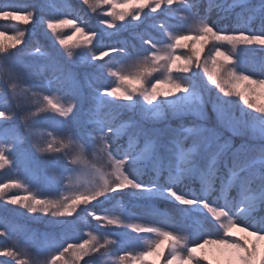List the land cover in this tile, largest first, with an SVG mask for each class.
<instances>
[{"label":"snow or ice","instance_id":"obj_1","mask_svg":"<svg viewBox=\"0 0 264 264\" xmlns=\"http://www.w3.org/2000/svg\"><path fill=\"white\" fill-rule=\"evenodd\" d=\"M0 20V209L47 225L0 214V264H264V56L243 55L264 53V0H26ZM123 32L139 47L105 43Z\"/></svg>","mask_w":264,"mask_h":264},{"label":"trees","instance_id":"obj_2","mask_svg":"<svg viewBox=\"0 0 264 264\" xmlns=\"http://www.w3.org/2000/svg\"><path fill=\"white\" fill-rule=\"evenodd\" d=\"M24 2H26V0H0V4H5V3L23 4ZM77 2H78V0H73V3H77ZM211 18L213 20L216 19V13L215 12L212 13ZM93 23H94V21H93ZM5 30H7L9 32L14 31L12 28H10V22H6L4 20H0V31H5ZM65 34L66 35H70L71 32L67 31ZM74 39H76V37H74ZM117 39H128V40L131 41V43L136 44L137 47H139V41L133 39L129 32H123V33H121V35L119 37H113L112 41L105 40V43H111V42H114ZM37 41H38L39 44H42L45 47H50V40H48V39L44 40V39L41 38V40H37ZM70 43H71V41H70ZM111 55H115V54H111ZM243 55L245 56V58L255 59V60L258 61L261 56H264V53L257 52V53H255L254 56L251 53H243ZM109 59H110V57H105L104 61H107ZM104 61H100V63H103ZM83 69H85L84 72L92 71L91 68H87V67L83 68ZM257 75H259L258 72H257ZM16 123L17 124H22V122L19 121V120L16 121ZM25 147H27V145H25ZM0 178H4L3 173H0ZM14 207H16V206L9 205L8 209H12ZM22 212H23V210H20V213H17V212H13V211H6L4 209H0V214L5 215L7 217H10V218H12V219H14L16 221H19V222L25 224L26 226L30 227L33 230H36V231H44V230H46L47 225H46V223L44 221H41V220H36V221L30 220L27 217L23 216L21 214ZM29 215H31V214H29ZM46 219L47 218H45V220ZM240 234L243 235L242 233H240ZM209 255H210V258H212V259L216 258L215 256H213L211 254V252H209Z\"/></svg>","mask_w":264,"mask_h":264},{"label":"rangeland","instance_id":"obj_3","mask_svg":"<svg viewBox=\"0 0 264 264\" xmlns=\"http://www.w3.org/2000/svg\"><path fill=\"white\" fill-rule=\"evenodd\" d=\"M27 28L31 29L32 25L31 24L27 25ZM41 38L44 40H46V39L50 40L48 37H46L44 35L42 29H37L34 36H27L26 35V41H29L30 43H33V44L37 43L38 42L37 40H41ZM94 43H95V41H94ZM50 45H51V41H50ZM18 47H23V45H20ZM83 68H86V67H83ZM83 68H80L79 71L84 72L85 69H83ZM209 114H211V108L210 107H209ZM234 142L236 144H239L240 143L239 138H236ZM3 175L5 176L6 174L3 173ZM133 235H135V234H133Z\"/></svg>","mask_w":264,"mask_h":264}]
</instances>
